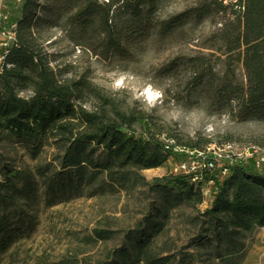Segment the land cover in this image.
Segmentation results:
<instances>
[{
	"label": "trees",
	"instance_id": "obj_1",
	"mask_svg": "<svg viewBox=\"0 0 264 264\" xmlns=\"http://www.w3.org/2000/svg\"><path fill=\"white\" fill-rule=\"evenodd\" d=\"M157 2L51 0V11L66 14L68 23L79 26L85 36L91 31L82 39L83 47L103 62L112 57L133 61L134 51L153 34L164 41L183 21L199 23L209 17L217 28L198 50L190 57L177 56L162 64L155 76L176 79L188 72L186 89L202 94L213 113L228 114L238 122L264 121V0H197L166 19L155 15ZM38 9L37 0H22L16 14L0 26L15 27V42L0 70V145L9 140L20 143L32 160L52 149V161L60 175L51 178L50 165L0 174V255L20 233L5 211L19 202H30L39 187L50 195L71 194L81 183L90 184L102 177L108 186L129 191L144 185L139 173L184 160V154L174 151L176 147L205 149L179 145L158 134L139 135L133 131L135 124L144 134L148 130L143 116L122 113L86 79H59L35 34L42 23ZM239 68L243 82L237 79ZM18 90L28 91L30 96H19ZM86 104H90L89 110ZM226 169L224 178L219 170L203 171L197 183L184 175L163 183L153 181L151 188L175 187L176 193L167 197L163 209H154L153 217L145 219L148 237L128 234L125 246L97 264H190L188 258L178 260L169 247L157 249L153 236L163 231L171 208L187 206L200 212L207 201L203 188L208 181L212 182L210 202L201 211L207 219L204 239L210 236L219 246L240 249L235 240L239 232L264 228V167L258 170L248 161ZM93 233V239L101 242L111 234L104 230Z\"/></svg>",
	"mask_w": 264,
	"mask_h": 264
},
{
	"label": "rangeland",
	"instance_id": "obj_2",
	"mask_svg": "<svg viewBox=\"0 0 264 264\" xmlns=\"http://www.w3.org/2000/svg\"><path fill=\"white\" fill-rule=\"evenodd\" d=\"M196 1L158 0L155 15L166 19L192 7ZM37 3V17L42 23L35 34L50 57V68L61 80L90 81L122 113L143 116L148 130L144 134L135 124L133 131L139 135L158 134L179 145L201 146L221 158L227 145L234 153L247 145L264 148V121L238 122L228 114L213 113L202 94L186 89L188 72L176 79L155 76L162 64L177 56L190 57L198 50L203 39L217 28L209 17L199 23L183 21L164 41L153 34L134 51L133 61L112 57L103 62L83 47L82 39L90 36L91 31L85 36L79 26L68 23L66 14L51 11V0ZM20 4L0 0V12L11 17ZM217 71L221 72V67ZM236 75L238 81H244L240 68ZM18 94L30 96L23 90H18ZM90 103L96 104L92 99ZM85 107L89 110L90 104ZM52 155L53 150L47 149L40 158L32 160L20 143L6 141L0 145V174L50 165L49 176L55 177L60 175V169ZM174 164L170 161L161 169L139 173L144 185L129 191L108 186L102 177L90 184L81 183L71 194L50 195L39 187L30 202H19L5 211L20 233L7 252L0 255V264H97L113 250L125 246L128 234L148 237L145 219L153 217L154 209H163L167 197L176 193L175 187L151 188V183L175 177ZM209 202L207 198L200 210ZM201 211L187 206L171 208L161 234L152 235L155 247H169L178 260L188 258L190 264H264V228L239 232L235 240L241 248L233 251L230 245H217L210 236L204 239L207 219ZM95 230L110 232V238L95 241Z\"/></svg>",
	"mask_w": 264,
	"mask_h": 264
},
{
	"label": "built area",
	"instance_id": "obj_3",
	"mask_svg": "<svg viewBox=\"0 0 264 264\" xmlns=\"http://www.w3.org/2000/svg\"><path fill=\"white\" fill-rule=\"evenodd\" d=\"M14 2H22V0H12ZM226 3V2H225ZM7 13L0 12V26L8 20ZM14 26L10 28H2L0 30V70L4 63V57L7 50L15 42ZM167 143V141H165ZM225 155L223 158L217 156L215 153L206 152V148L202 151H192L181 147H176L175 152L178 154H184V160L175 163L174 172L176 175L190 176L191 182L197 183L202 179L203 171L214 172L219 170L220 177L224 178L228 174L227 166H231L233 163L248 161L252 162L254 167L258 170L264 167V148H259L254 145H247L242 147L236 153L233 149L227 145L224 147ZM212 156V159L210 158ZM212 184L208 181L203 188V196L209 198V187ZM206 203V202H205Z\"/></svg>",
	"mask_w": 264,
	"mask_h": 264
},
{
	"label": "snow or ice",
	"instance_id": "obj_4",
	"mask_svg": "<svg viewBox=\"0 0 264 264\" xmlns=\"http://www.w3.org/2000/svg\"><path fill=\"white\" fill-rule=\"evenodd\" d=\"M150 91V90H149ZM157 95H159L158 93H157Z\"/></svg>",
	"mask_w": 264,
	"mask_h": 264
}]
</instances>
